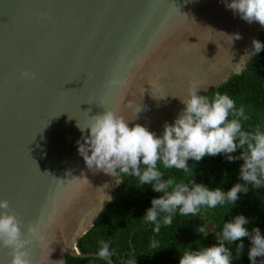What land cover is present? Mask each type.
Wrapping results in <instances>:
<instances>
[{
    "label": "water",
    "instance_id": "water-1",
    "mask_svg": "<svg viewBox=\"0 0 264 264\" xmlns=\"http://www.w3.org/2000/svg\"><path fill=\"white\" fill-rule=\"evenodd\" d=\"M229 3L0 0V200L25 233L36 226L26 235L33 264L82 256L78 241L123 181L87 166L78 142L90 130L78 124L108 109L162 137L190 81L208 92L247 68L264 26ZM10 253L0 247V264Z\"/></svg>",
    "mask_w": 264,
    "mask_h": 264
},
{
    "label": "clouds",
    "instance_id": "clouds-1",
    "mask_svg": "<svg viewBox=\"0 0 264 264\" xmlns=\"http://www.w3.org/2000/svg\"><path fill=\"white\" fill-rule=\"evenodd\" d=\"M227 7L243 20L249 23L256 21L264 26V0H231ZM253 46V55L264 48V44L255 39ZM21 77L35 79V75L29 72H22ZM109 83L114 85L117 82ZM181 100L186 108L174 124L165 123L162 137L140 124L129 127L127 119L108 109L88 119L85 126L78 124L82 133L90 130V135L83 137L84 142H78L79 153L89 168L95 167L117 177V184L121 182L118 178L120 173L138 177L139 185H151L154 191L163 193L159 198L152 199V207L142 217L145 223L155 225V233L160 232L162 224H172L177 210L182 216H197L201 206L216 208L217 205L231 204L234 207L238 194L242 191L247 193L248 184L256 189L264 186V131L260 126L251 130L243 128L241 121L248 119L244 107L238 108L226 93L216 92L211 97L201 95L199 82L195 80L189 82L187 96ZM238 148L242 149V155L232 156L231 153ZM220 153L226 154L230 161H244L240 177L245 184L237 183L226 192L219 187L212 190L194 179L188 183L177 182L174 177L165 179L163 172L157 168L160 162L165 169L183 170L192 176L194 166L189 167V159L200 161L205 155ZM141 165L145 167L141 169ZM248 223L244 215L225 222L222 232L216 234V244L196 250L185 248L179 264H232L233 254L226 245L241 241L236 250V258H239L244 248V237L251 240L248 257L252 264H257V257H264V236L258 227L250 233L245 227ZM197 231L206 234L202 226ZM26 235H37L36 226L29 225L25 233L22 221L10 202L0 200V247L11 250L9 264H33L27 251L30 239ZM99 244L98 257L109 260L110 264L109 258L113 253L109 251V243L101 240ZM151 246L157 248V241L153 240Z\"/></svg>",
    "mask_w": 264,
    "mask_h": 264
},
{
    "label": "trees",
    "instance_id": "trees-1",
    "mask_svg": "<svg viewBox=\"0 0 264 264\" xmlns=\"http://www.w3.org/2000/svg\"><path fill=\"white\" fill-rule=\"evenodd\" d=\"M261 43L264 44V32L261 34ZM216 92L226 93L232 98L236 106H243L246 121H241L245 130L257 126L262 130V118L252 113L250 109L264 116V48L248 62L247 68L241 74L234 75L227 83L220 87H212L201 95L213 96ZM232 117L230 116L229 119ZM234 157L242 155V149L231 153ZM189 167L193 175L183 170L165 169L160 162L157 168L163 172L164 178L174 177L177 182L188 183L194 179L196 183L203 184L209 189L222 188L225 192L235 184H245L240 177L242 159L228 160L224 153L215 156L205 155L200 161L189 159ZM145 166L141 165V169ZM122 184L113 194L112 201L102 211L94 227L84 235L77 244L79 253L84 256L97 254L100 248L99 241L109 243L110 264H179L182 250L199 247H211L217 243L216 234L222 232L223 224L232 221L238 215H244L249 221L245 225L249 232L260 228L264 236V186L259 189L248 184V191L240 192L239 199L234 207L231 204L217 205L216 208L201 206L197 216H182L179 210L173 215L171 225H161L159 233H155L153 223H145L142 217L152 207L153 198H159L163 193L153 190L151 185H139V178L120 173ZM159 219V218H158ZM212 227L207 231V226ZM206 229V234H200L199 227ZM155 240L157 248L151 246ZM244 248L237 256V247L241 241L226 245L233 254L232 264H252L248 257L251 248L249 237L242 238ZM67 255V264H109V261L99 257H82ZM264 257H257V264H261Z\"/></svg>",
    "mask_w": 264,
    "mask_h": 264
},
{
    "label": "rangeland",
    "instance_id": "rangeland-1",
    "mask_svg": "<svg viewBox=\"0 0 264 264\" xmlns=\"http://www.w3.org/2000/svg\"><path fill=\"white\" fill-rule=\"evenodd\" d=\"M250 111L254 114H256L258 117L262 118V131H264V116L262 113H257L255 111H253L252 109H250ZM212 229V227H210V225L207 226V231L210 232Z\"/></svg>",
    "mask_w": 264,
    "mask_h": 264
}]
</instances>
